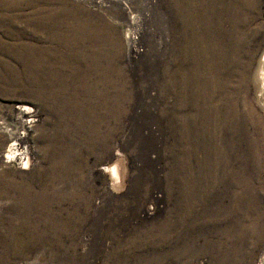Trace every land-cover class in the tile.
Here are the masks:
<instances>
[{
  "label": "rangeland",
  "instance_id": "obj_1",
  "mask_svg": "<svg viewBox=\"0 0 264 264\" xmlns=\"http://www.w3.org/2000/svg\"><path fill=\"white\" fill-rule=\"evenodd\" d=\"M4 1L0 0V38L2 41L12 42L13 38L7 29L13 27L15 30H20L25 28V23H23L22 18L14 19L15 10L6 12ZM66 2L72 4L73 7H81L89 13H96L105 22H109L108 24L111 26L109 29L114 36L115 43L111 45L112 47L109 46L108 59L102 58L100 66L103 70L101 69L99 75V88L101 89V99L99 100L104 106L100 105L103 121L99 120L97 125L98 129L100 128L98 132L101 137L97 139L90 137V139L85 140L80 132L81 128L71 121H68V123L70 122L69 134L65 131L67 123L60 118L55 109L39 105L34 98L25 95L24 90L17 89V87L11 90L4 86L0 80V172L3 173V180L30 183L35 175L33 171H38V168V175L43 178L46 177L49 173V170L46 169L47 164L50 160L55 159L52 148L64 142H70L73 164H76L74 167L77 166L76 174L71 175L72 181L67 178L63 183L54 185L57 186L56 189L61 198H58L60 201H54L51 207L52 212L56 215L52 220L53 229L45 228L44 230L41 224L40 230L35 234L38 235L37 237L31 233L23 236L18 235V237L22 236L21 242L24 243L18 247L10 248L5 246L7 240V243L12 240L8 237L10 233L6 232L4 226H0V257L2 256L0 264H149L148 261L150 262L151 259L150 264H264V193L253 198L254 200L246 198L247 201H242L241 197L232 203L221 190L219 199L214 201L207 202L204 199L202 202L197 200L198 202H192L194 205L190 201L189 209L192 213L189 215L186 213L187 218L185 219L187 220L186 223L191 225V228L193 227L191 232L195 246L192 250L183 247L181 234L184 227L182 223L180 225L178 222L182 218L181 213L185 212V206L177 200L180 192L177 188V182L174 183L177 178L173 174L177 173L179 168V151L177 152L178 149L176 148L177 136L175 133H171L169 125L167 126V122H165V116L162 112V91L160 90L162 86L161 81H159L162 71L160 50H162L163 38L161 17L165 8L164 0H66ZM239 2H246L253 6L249 8V11L248 9L244 11L235 8L240 5ZM230 4L232 9L227 13V19L229 22L232 19L235 21L234 23L240 21V28L232 25L225 26L224 29L226 30L223 29L224 32L221 33L222 40L223 42L227 40L226 42L232 41L234 43L239 39L238 31V34L242 33L240 35L243 36V39L239 42V47L243 46L241 48V60L248 64L247 73L251 79L256 78L259 76L257 73L261 72L260 68L264 70V60L260 61L262 54H264V0H236V2L230 0ZM256 5L257 7H255ZM20 7L18 12L23 13V15L31 10L27 5L22 4ZM8 14L11 15L13 22L7 20ZM22 38L33 42L31 36L27 34H22ZM117 42L119 43L117 44ZM153 56L154 58H152ZM15 63L14 59L7 53H0V70L2 71H0V75L4 71H15V68L18 67ZM251 86L253 85L249 84L248 89L250 95H253L254 89ZM259 86L260 83L257 81L256 110L264 117V99H258ZM262 87L264 89V83ZM86 96L88 100L91 99L89 92ZM25 106H28L29 109H24ZM104 111L105 114H102ZM52 136L56 137L57 140L53 141ZM61 137L62 141L59 139ZM9 141L15 144L14 147L17 146V151L6 157L8 156L7 148L11 143ZM27 155L29 162L25 164L24 157ZM115 162L117 163L116 172H118L120 180L113 183V178L104 167ZM260 177L261 180L257 181L255 190L252 189V192L260 190L261 181L264 182V172H260L258 178ZM33 184L36 183L33 182ZM88 186L90 187L88 188ZM50 189L52 191V188ZM72 189L74 190L72 191ZM261 189L263 191V187ZM80 194L81 196H79ZM78 199L82 201L80 202ZM77 203L79 204L77 205ZM232 206L234 212L230 214L228 211ZM78 209L81 211L79 212ZM23 244L25 245L23 246ZM12 249L13 251H11Z\"/></svg>",
  "mask_w": 264,
  "mask_h": 264
},
{
  "label": "bare ground",
  "instance_id": "obj_2",
  "mask_svg": "<svg viewBox=\"0 0 264 264\" xmlns=\"http://www.w3.org/2000/svg\"><path fill=\"white\" fill-rule=\"evenodd\" d=\"M232 1L236 2V0ZM3 4L5 6L6 12H12L15 10L14 19L22 18L24 20L23 23H25V28L15 30V28L10 27L9 29H7L10 31L9 34L11 33V36L14 40H12V42H5L0 38V53H7L9 56H11V58L14 59V61L16 62L15 64L18 65V67L15 68V71H4V73L0 75L2 84L9 87V89L11 90L14 87H17V89L20 88L21 90H24L25 95L30 96V98H34L39 103V105L41 104L43 107L45 106L50 107L53 110L55 109L60 118L67 123V129L65 131L69 132V134L70 122L68 123V121H71L76 123L79 128H81L80 132L82 133V137L85 140L87 138L90 139V137L93 139L101 137L99 136L98 132L100 128L98 129L97 125L99 120L103 121L101 119L100 109L101 106H104L101 105V102L99 100L101 99L99 75L103 70L100 66L102 58L108 59L109 46L115 43L113 40L114 36L109 29L111 28V26L108 24L109 22H105L96 13H89L87 12V10L85 11L81 7H73V5L70 3L69 5L66 0H5ZM22 4L25 6H29L31 9L30 12L26 13V15L18 12L19 7ZM163 5L165 8L163 10V16L161 17L163 21V38L161 43L162 50H160L162 58V71L160 73L161 75L159 80L161 81L160 83L162 86L160 90L162 91L161 96L163 101V108H161L163 109L162 112L165 116V122H167V126L169 125V130L171 131V133L173 132V134L175 133V135L177 136V141H175L177 142V152L179 151V161L177 160L179 162V168L177 170V173H173L177 178V181H174V183L177 182V188L180 192L178 196L179 199L177 200L180 202V204L182 203L185 206V212L181 213L182 218L181 220L179 219L178 223H180V225L182 223L184 227L182 234L180 233L183 239V247L187 250H192L195 246L191 232V229L193 227L191 228V225H188V223H186L187 220L185 219L187 218V215H189V213H192V211L189 209L190 201L191 203L198 202L197 200L202 201L204 199H206L207 202L214 201L221 194V190L222 192L224 191L223 193L228 199L231 200L232 203L235 202V200L240 199L241 197L242 201H247L246 198L252 200L253 198L264 193L263 181H261V186L259 187L260 190H258V192H252V189L255 190L257 181L261 180V177L258 178L260 172H264V117L260 115L256 110L257 81H259L260 83L258 99H264V89L262 87L264 83V70L263 68H260L261 72L257 73L259 74V76H257L256 78L251 79V77L248 75V64L241 60V48H243V46L240 48L239 42L241 41V39H243V36L240 35L242 33L238 34V30L237 35L239 39H234L236 40L234 41V43L232 41L226 42L227 40L223 42L222 40L221 33L224 32L223 29L225 26L232 25L240 28V21L238 23H234L235 21L231 19L230 24L229 20L227 19V13L232 9L230 0H164ZM252 6L253 5H250L249 3L242 2L235 8H239L244 11H247L248 9L249 11V8H251ZM255 7H257V5ZM10 14H8L6 18L7 20L12 21ZM21 33L31 36L33 42L26 41L25 38H22ZM234 34H236L235 31ZM7 36L9 37L8 33ZM118 43L119 42H117V44ZM152 58H154V56ZM262 60H264V54H262V57L260 58V61ZM114 70L116 71V69ZM249 84L253 85L251 86V88L254 89L253 95H250L248 89ZM88 92L91 95L90 100L86 98V94ZM248 92L250 96L248 95ZM125 94L127 93L125 92ZM24 109H29V107L25 106ZM105 111L102 114H105ZM55 125L57 126V124ZM59 139H61V141L63 140L62 137ZM52 140H57V138L53 137ZM14 145L15 144L12 142L9 144L6 151L8 156L6 157H9L11 156V154L16 153L17 146L14 147ZM52 149L54 151L53 156H55V159H52L48 162L46 169L49 170V173L44 178L38 175L39 168L38 171H33L35 175L33 181H31L30 183H27L26 181L15 182L7 179L3 180V173L0 172V226H4L6 232L10 233V236L8 237L12 238V240L8 243V240L6 241V247L14 248L18 247V245H22V243L24 242H21V238L25 234L31 233V235L37 237L38 235L35 234L38 233L42 225L44 227V230L45 228L49 229L53 227L52 220H54L56 215L52 212L51 207L54 201L56 202L57 200H59L58 198H61L60 193L56 189L57 186L54 185L56 183L58 185L60 184V182L63 183V181H66L65 179L67 178L71 180V175L73 173L76 174L75 169H77V166L74 167L75 163L73 164V154L71 153L72 148L70 142H64L63 144L61 143ZM47 154L49 153L47 152ZM24 159L25 164H28V155L25 156ZM116 162L104 167V169L108 171L110 176L113 178V183H116L120 180L118 172H116L117 163H119V161L117 163ZM33 182H35L36 184H33ZM71 184L72 183H70V185ZM89 187L90 186H88V188ZM261 187H263V191ZM50 188H52V191ZM48 189H50V191H48ZM73 190L74 189H72V191ZM79 196H81V194ZM178 201L177 203H179ZM78 204L79 203H77V205ZM228 212L230 214L234 212L233 206ZM216 225L218 224L216 223ZM237 234H239V232ZM18 235L22 236L18 237ZM180 238L178 239L180 240ZM25 244H23V246ZM11 251H13V249ZM150 262L148 261L149 264Z\"/></svg>",
  "mask_w": 264,
  "mask_h": 264
}]
</instances>
